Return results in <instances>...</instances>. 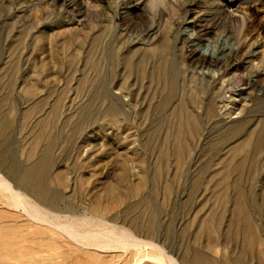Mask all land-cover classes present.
<instances>
[{
  "label": "rangeland",
  "instance_id": "1",
  "mask_svg": "<svg viewBox=\"0 0 264 264\" xmlns=\"http://www.w3.org/2000/svg\"><path fill=\"white\" fill-rule=\"evenodd\" d=\"M136 1L141 2V0H0V54H2L0 55V58H2L0 59V102L3 106L1 107L0 104V115L8 113L9 108L12 111L14 110L11 111L12 116L8 113L12 119L8 134L6 159L4 164H0V175L4 180L3 182H8L7 184L11 186V189L13 188V191L17 189L18 193L21 192L20 197L26 206L27 204H34L38 209L41 207L39 210L42 217H47L46 220L41 221L30 216L26 211L28 209L25 210L24 203L15 204L11 200V194L16 193V191L10 193L12 190L9 191L7 188L5 189L4 185L1 186L0 184V264H168L167 260L160 263L153 257L161 254L162 257L165 256L164 258L172 256L173 260L178 261L176 264H181L179 258L183 247L186 243L192 241L189 234L194 229V222L203 216L204 218L207 217L209 212L205 205L203 209L201 205L205 203L207 197L212 196L207 183H205L211 172L205 181L199 183L194 189L193 199L195 201H193L198 206L194 209L193 207L184 209L183 206L187 201L186 199H188L187 197H189L191 181L198 172V166L202 164L204 157H206L205 153L208 146L216 139L219 131L227 129L229 123L234 120L248 119L251 126L264 120L262 119L264 118V0H164L158 3L159 9L163 12L162 15H159L156 11L154 13L148 3L143 9L140 7V2L136 3ZM10 24L12 29L9 27ZM195 24L198 25L199 29L206 28L209 32L204 33L203 31L201 32L202 35L197 34ZM162 34L165 39L166 35L168 36L172 58L175 57L176 59L174 62L178 66L181 63L179 67L181 70L185 67L188 75L194 69L192 68L194 65L192 54L195 52L196 56L201 55L202 51L199 50L202 49L199 48L217 43V48L220 47L217 49V51L219 50L217 53L221 54L222 58L230 56L233 58L234 65H236V68L232 69L228 68L229 66H224L221 69L223 78L221 77L222 79H219V81L232 77L234 72L237 75V82L239 80V83H245L249 79H254L256 85L250 89V94L240 103L241 110L245 106L243 113L240 112V116L236 117L234 113L225 115L222 122L207 125L200 136L190 139L193 149L189 157V160H192L189 163V168H186L188 171L186 169L183 171L176 169L174 166L176 161L173 160V157H170L168 169L163 172L159 171L160 177L162 174L160 178L156 174L158 170H154L159 169L157 168L158 164H156L158 163L156 162V160L158 161V153L155 147L161 143L162 138L164 139L166 135H169L168 138L166 137L167 140L172 141L170 131L165 125L160 126L161 129L159 128L158 133L160 132L159 136L161 135V138L156 136L157 139L155 137L153 141L154 146L147 149L143 141L146 139V128L150 127L153 122L152 118L146 123L141 119V111L147 106L142 100L143 89L138 82H135V74H129L130 77L127 76L128 78L124 77L120 65L111 62L110 57L115 51L125 53L129 49L135 51L137 49L135 47L139 48L135 51H138L137 53H141L144 48L147 52L151 46V49L156 48ZM93 37L94 40L98 39L100 55L103 53L100 56L99 70L95 69L92 60L96 53H91V59L88 57L90 52L93 51V47L96 46V41L91 40ZM99 41L101 44H99ZM110 42L111 44L108 47ZM119 43H121V47ZM127 43H131L130 46L128 44L124 47V44ZM145 43L147 44L145 45ZM152 43L157 45L153 47ZM118 45L119 47H117ZM8 47L12 49L10 50L14 55L9 52ZM108 48L110 49L108 50ZM116 48L122 49L118 51ZM106 49L108 52H106ZM191 49L195 51L193 52ZM189 51L191 52L189 53ZM107 53L108 55L105 56ZM100 64L103 65L100 66ZM8 68L14 70L16 68L15 71L12 70L15 73H12L14 84L11 83V89H7L4 85L8 79L5 74ZM187 68L191 71H188ZM3 73L5 78L2 77ZM96 73L101 75L99 77L104 84L107 83L108 86H104H106L108 93L114 97L113 100L116 103L118 101V107H122L124 104L122 108L119 107L121 111L119 113L124 115V118L119 113H117V116L116 114L114 116L110 115L112 120H108L109 115L103 116L104 113L107 114L105 107L108 105L109 98L104 99L102 97L104 99L102 102L100 97L96 99L93 97L95 85L90 82L94 84V80L96 81L98 78ZM111 73L112 75H110ZM2 78L5 80L3 81ZM83 78L87 79L88 84H84L85 81L79 83ZM112 81L113 84H111ZM122 81L125 82V85ZM121 82L123 86L121 84L119 87ZM126 86L129 88L127 89ZM5 90L7 94L8 92L9 94L12 93L11 97L8 96L9 94H4L6 93ZM114 90H116V93ZM244 94H240L238 98H242ZM5 96L10 98L9 101ZM39 98L42 99L39 100ZM123 98H130V100L128 99L129 102L128 100L126 102ZM57 99L58 101L62 100L58 103L60 106L57 109V117L54 123L48 120L47 122L45 121L46 117L52 113V106H54ZM11 100L14 101L15 106ZM38 100L39 102H37ZM10 101L14 109L9 105ZM46 102H48L47 105H45ZM104 102L105 104H103ZM98 103L103 107H100ZM87 104H92L96 113L91 120L88 119L84 123L79 115L88 106ZM173 105L174 103L171 104L172 107ZM171 106L159 113L160 120L164 119L167 113L169 114ZM82 107L83 109H80ZM78 109L80 110L78 111ZM96 114H100L99 117H95ZM141 123L143 124L141 125ZM143 126L144 128H142ZM75 128L80 130L77 132ZM42 129L48 131L47 133L53 139V147L55 146L52 148L53 162L52 168H50L51 172L49 171L50 175L48 174L49 179H51H48V181L50 183L52 181V189L58 194V203L54 208L43 202H39L41 204L37 203L38 200L36 201L30 193L19 187L17 183L21 170L28 162L32 161L30 159H34V156L27 159L26 153L28 154V151L33 147V139L38 136ZM207 132L208 134H206ZM57 136H61V138ZM213 137L214 139H212ZM240 138L242 139L241 136ZM44 139L46 140L43 136L41 144L45 143ZM239 139L237 141H241ZM75 143L77 146L74 145ZM262 159L264 160V153ZM9 163L16 164L17 171L15 174L8 171ZM261 163L262 170L260 169L259 173L262 172L257 185L264 188V161L261 160ZM73 166L76 167L73 168ZM163 174L166 175V178H163ZM159 180H162L161 184ZM261 180H263L262 183ZM162 182L171 183H169L171 190L168 194H163L164 185H162ZM108 186L111 189L112 197L106 200L103 199L102 194ZM80 191L83 193L79 194ZM142 198L148 200L152 209L154 208L155 215L157 214L156 221L159 222H156L157 232L154 236H148L129 224V219L132 217H136L140 224L145 223L146 215L143 218V214L146 211L145 205L141 202ZM79 200L80 204L78 203ZM91 201L96 203L98 209L108 207L109 210L107 209L106 212L101 214L100 212L97 214L90 213L86 206ZM69 202L73 203L70 208L67 207ZM164 203L166 206H164ZM82 204L84 206L80 207ZM160 206H163L164 209ZM198 207L202 209L200 213L206 209L200 214L198 212L200 208ZM188 209L190 212L187 211ZM194 211L200 215H197ZM204 213L207 214L204 215ZM89 214H93V216ZM194 216H196L195 219ZM191 219L195 221L190 223ZM187 223H190V230ZM65 224L70 227H68L70 231L73 229L74 235L65 231L67 228ZM113 226L118 228H113V231H111ZM183 227V230H189L188 233L185 231L189 236L183 234ZM120 233L129 234L130 237L128 235V237H125L126 239L120 238L117 241L110 242V240H116ZM181 233L183 237H181ZM138 241L148 245L138 244V246H141L140 248L137 245H132L133 242L137 243ZM150 243H153V245ZM181 245L182 247L179 248ZM151 246L162 248V250L160 249L162 253L159 249L157 251L156 247L152 249ZM261 247L264 246L261 245ZM216 248L218 249L216 250ZM216 248H213L214 250L209 249L211 251L208 250V254L212 257L215 256V258L218 254L220 255L217 258L222 256V253L227 255V251L221 249L220 246ZM219 249L221 253H219ZM146 253H149L150 257L144 256Z\"/></svg>",
  "mask_w": 264,
  "mask_h": 264
},
{
  "label": "bare ground",
  "instance_id": "2",
  "mask_svg": "<svg viewBox=\"0 0 264 264\" xmlns=\"http://www.w3.org/2000/svg\"><path fill=\"white\" fill-rule=\"evenodd\" d=\"M162 1H164V0H141V2L136 1V3L140 2V7L143 9L145 8L146 3H148L150 6V9H152V11L154 10L153 11L154 13L156 11L159 15H162L163 12H162V10L159 9V6H158V3L162 2ZM1 9H3V8H1ZM10 26H11V24L9 25V27ZM2 28H3V26H2ZM11 29H10V31H11ZM203 31H204V33L209 32L206 28L205 29H199L198 25L195 24V32L197 34H201V32H203ZM163 34H165V33L163 32ZM163 34H162L161 40H159L157 43L158 45L152 43L153 47H155L157 45L156 48H152L153 50L151 49L152 46L149 43L151 47L150 48L148 47L149 49L146 47L148 49L147 52H146V49L144 48V49H142L141 53L140 52L137 53L138 51L137 52H135V51L137 49L139 50V48L135 47V48H137V49H135V51L133 49L131 50L128 48L129 50H127L125 53H121L119 50L124 48L125 45L129 44V43H127V44H124V47L122 46V48H116V49H118V51L120 53L115 51L112 54V57H110L111 62H114V63L116 62L118 65H120V67L122 69L121 73L124 74V77L128 78L127 76H129V74L130 75L135 74V76H136L135 82H138L140 87L143 89L142 100H143V102H145L147 104V106L141 111V116H142L141 119H143V122L146 123L150 118H152L151 120L153 122V124L151 123L152 125L150 127L146 128V132H145L146 133V139L143 142L145 143V146L147 147V149L154 146L153 141H154V138L156 136L158 138L161 136V135L159 136L160 132L158 133L160 126L165 125L170 131L172 141L171 142L168 141L167 138L169 137V135H166V133H164V135H166V136L164 137V139L162 138V141L159 139L161 141V143L156 145L157 147H155L157 149V153H158L157 154L158 158L156 156V158L158 159V161L156 160V162H158V163H156V162L155 163L158 164L157 168H159V169H154V170H158V172L156 171V174H158L159 177H160V174H159L160 170L163 172L166 169H168L167 167H168V162H169L170 157H173V160L176 161V165H174L176 167V169L178 168L179 171L185 170L189 166L190 161L192 160L191 158H190L191 160H189L190 153L193 149L192 144L190 143V139H192V138L194 139V138H197L198 136H200L201 132L206 128L207 125H210V124L214 125V123L222 122L225 115H231L234 113V115L237 117L240 114V112L242 114L243 113L242 111H243L245 106L241 110L242 107H239L240 103L243 102L245 100L246 96H248L250 94L249 93V91H251L250 89H252L256 85V82H255L256 80H254V79L253 80L249 79L245 83H239L240 82L239 80L237 82V78H236L237 75L234 72H233L234 74L232 73V75H233L232 77L223 79L222 81L220 80L221 82L219 81V79L223 78V76L221 74V69H223L224 66H229L228 68L232 69V68H236V65H234L233 58H231L230 56L226 57V58H222L220 56L221 54L217 53V52H219V50L217 51V49H219L220 47L217 48L218 45L216 46L217 43L215 41H213L216 43L215 45L212 43V44H208L207 46L205 45L206 47H204V48H199V49H202V50H199V51H202L201 55L198 54L196 56V53L194 52L195 50L193 51L191 49L195 53V54L191 53L193 56L192 60H194V65L192 68H194V69L191 71L187 68L188 71H191L190 75H188L185 67L183 68L181 66L183 68L182 70L179 67L181 65V63L178 66L174 62V60H176V59H175V57H174V59L172 58L173 55L171 54V51H170V45L168 42L169 40L167 39L168 36L166 35V39H165L164 38L165 36L163 37ZM10 37H11V34H10ZM94 37H96V36H94ZM94 37H93V39H91L92 41L94 40ZM18 38H20V37H18ZM94 41H96V44H95L96 46L93 47V51L90 52L88 57L91 59V57H92L91 53H93V52L96 53V55H94V59H92V60H93L94 65L96 67L95 69L99 70V63H100L99 61L101 59L100 56L103 53L100 55V49H99L100 45L98 46V39L94 40ZM185 42H187V41H185ZM99 44H101V42ZM103 44H104V42H103ZM109 44H111V42L108 43V47H109ZM120 44L121 43H119V45ZM130 44H129V46H130ZM146 44L147 43H145V45ZM119 45L117 47H119ZM2 47L4 48V46H2ZM120 47H121V45H120ZM190 47H192V46H190ZM11 48H9V50ZM14 48L17 49L16 47H14ZM141 48H143V47H141ZM109 49L110 48H108V50ZM11 50L9 51L10 53H11ZM103 50H101V51L103 52ZM108 50L106 52H108ZM123 50H125V49H123ZM143 50H145V51L143 52ZM149 50H150V52H149ZM190 52L191 51H189V53ZM111 53H112V51H111ZM11 54H13V53H11ZM0 55H2V54H0ZM107 55H108V53L105 56H107ZM11 57H12V55H11ZM223 57H225V56H223ZM103 58H102V60H103ZM188 58H190V57H188ZM0 59H2V58H0ZM104 61H105V58H104ZM13 62L15 63V61H13ZM13 64H12V66H13ZM105 64H107V63H105ZM101 65H103V64H100V66ZM110 65H112V64H110ZM16 68H15V70H16ZM106 68H108V67H106ZM118 68H119V66H118ZM109 69H112V68L109 67ZM12 70H14V69L8 68L7 72H5L8 79H7V82L4 83V85L7 89H11L10 87L14 84L12 82V78H13L12 73L14 74L15 70L13 72H12ZM94 71H96V70H94ZM102 72H103V70H102ZM97 73H96V75H98V78L96 79L97 76L94 77L96 79V81L94 80V84H93V82H90L92 85H95V94L93 93L94 94L93 97H95V99L99 98V97H100V99H102V97L104 99L106 97L109 98V102L106 100L108 102L107 107H105L106 110L104 108V110L107 114L104 113L103 116H105V115H109V116L113 115L114 116L115 114L117 116V113H119V111H120L119 107H121V106L118 107V104H117L118 103L117 99L119 100V98L116 99V101H117V103H116L113 100L114 97H112L108 93V90L106 88V86H108V85H106L107 83L104 84L101 81V78L99 77L101 75H99ZM112 73H113V71H112ZM112 73L110 75H112ZM94 74H95V72H94ZM110 75H108V76H110ZM2 77L5 78L4 73H3ZM3 78H2V80H3ZM16 78H17V76H16ZM112 79L114 80V78H112ZM123 79L127 80L125 78H123ZM106 80H105V82H106ZM80 81H81V79H80ZM89 81H90V79H89ZM92 81H93V79H92ZM14 82L16 83V80ZM82 82H84V84L85 83L88 84L87 79L85 80L83 78L82 81L79 83H82ZM122 82L119 84V87L121 84L123 86V83L125 85V82H123V83ZM11 83H12V85H11ZM22 83H23V80H22ZM113 83L114 82L112 81L111 84H113ZM91 84H90V87H91ZM127 84H129V83H127ZM104 85H106V86H104ZM129 85H127V86H129ZM133 85H134V82H133ZM127 86H126V88H127ZM80 87H81V85H80ZM141 88H140V90H141ZM122 89L123 88H121V90ZM246 90H247V92H246ZM114 91L116 93V90H114ZM122 91L124 92V90H122ZM4 92H6V90ZM242 93H245L244 96L242 98L241 97L238 98V96ZM4 94L6 95L7 92ZM8 94H9V92H8ZM10 95H12V93L9 94L8 96L11 97ZM62 95H63V93H62ZM48 96H49V93H48ZM118 96H120V95H118ZM139 96H140V94H139ZM124 97H126V96H124ZM7 98L8 97H6V99ZM42 98H43V96H42ZM1 99H3V97H1ZM6 99H4V100H6ZM9 99L10 98H8V101H9ZM41 99L39 98V100H41ZM104 99H102L101 101L103 102ZM123 99H125V98H123ZM128 99L130 100V98H128ZM128 99H125V101L127 102ZM39 100L37 102H39ZM54 100L52 101V103L54 102ZM129 100H128V102H129ZM246 100H248V99H246ZM11 101H10L9 105H11L12 102L14 105V101H12V102ZM46 101H49V100H46ZM60 101L62 102V100H60ZM60 101H58V99H57L54 106H52L50 104V106L53 107V110H51L52 113H50L52 115L49 114L50 117L49 116H48L49 118L46 117L45 121L48 120L49 122L54 123V120L57 117L56 116L57 109L60 106V105H58V103ZM6 102H7V100H6ZM43 102H45V101H43ZM4 103H3V105H4ZM47 103L48 102H46L45 105H47ZM94 103H93V105H94ZM172 103H174L173 107L171 106ZM245 103H247V102H245ZM0 104H1V107H3L1 102H0ZM95 104H97V103H95ZM98 104L100 105V103H98ZM103 104H105V102ZM13 105H11L12 109H14ZM127 105H129V104H127ZM143 105H144V103H143ZM4 106L7 107V105H4ZM36 106H35V108H37ZM123 106H124V104H123ZM170 106H171V110L169 111V114L167 113L168 115L166 114V117L164 119L162 118V120H160L161 117H159V113H162L163 111L167 110ZM33 107H34V104H33ZM33 107H32V109H33ZM40 107H43V106H40ZM48 107H49V105H48ZM100 107H103V105L102 106L100 105ZM140 107H142V106H140ZM75 108H77V107L75 106ZM246 108H248V107H246ZM9 109H10L9 110L10 112L8 110L7 111L12 116V112L14 110L12 111L11 108H9ZM80 109H83V107ZM80 109H78V111ZM104 110H103V112H104ZM76 111H75V113H76ZM0 112H1V110H0ZM8 113L0 115V164L5 163L6 154H7L8 134H9L10 124H11V119H12V118H10ZM95 113L96 112H94L92 104H89L87 107L84 108V110L81 111L79 117H81V119L84 120V123H85L88 119L91 120V118L94 116ZM139 113H140V111H139ZM249 113H250V111H249ZM26 114H27V112H26ZM101 114H103V113H101ZM27 115H29V114H27ZM45 115H47V114H45ZM98 115H100V114H98ZM98 115L96 114L95 117H97ZM120 115H122V114H120ZM234 115H232V116H234ZM248 115H250V114H248ZM77 116H78V114H77ZM103 116H102V118H103ZM122 116H123V118L125 117L124 115H122ZM122 116H120V117L122 118ZM25 117H28V116H25ZM41 118H39V119L42 120ZM106 118H104V119H106ZM44 119L45 118L43 117V120ZM104 119H102V120H104ZM262 119H264V118H262ZM108 120H112L111 116ZM227 120H226V122H227ZM63 121L65 122V120H63ZM67 121H66V123H67ZM252 121H253V119H252ZM257 121H258V119H257ZM113 122H115V121H113ZM224 122H225V120H224ZM115 123H117V122H115ZM115 123H112V124H115ZM149 123H150V121H149ZM142 124L143 123H141V125ZM229 124L230 125L228 126L227 129L219 131V134L216 137V139L213 142L211 141L212 143L208 146V150L206 149L207 150L206 151L207 154L205 153L206 157H204L205 159L203 158L204 160H203L202 164L201 165L199 164L200 166H198V172H197L196 176L193 177L194 179L192 178L193 181H191V190H190L189 197H187L188 198V199H186L187 201L183 204L184 209L192 208V207L194 209V207L198 206L196 203H194L195 200L193 199V197L195 195L194 189L199 185V183L204 182L206 177L208 176V174L211 172V175H209L210 179L208 176V180L206 179L205 183H207L208 190L210 192V195H212V196H210L208 194L210 196V198L207 197L208 198V199H206L207 201L205 200V203L203 205L200 204L202 206V207L200 206L202 209H203L204 205L207 207V209L209 211L208 216L205 218L203 216V217L199 218L198 221L196 220V222H194V226H193L194 229H192L193 231L189 234L191 236L192 241L190 243H186L183 247L182 254L179 258L180 259L179 261L181 262V264H264V247H261V245L264 246V188L257 185L260 173L262 172L261 171L259 173L260 169L262 170L261 160L264 161L262 159V155L264 153V120L258 121L257 123H255L252 126L250 125V122L248 121V119H244V118H241L239 120H234V121L230 122ZM81 127H82V125H81ZM76 128H77V126H76ZM79 128H80V125H79ZM79 128H78V130H80ZM142 128H144V126ZM81 129H83V128H81ZM217 129H218V127H217ZM78 130H77V132H78ZM165 131H166V129H165ZM47 132H46V130L42 129V130H40V133L38 134V136L33 139V142H32L33 147L28 151V154L26 153V158L28 157L27 159H30V158H32V156H34V159H30L32 161L28 162V164L26 166H24V168L21 170L20 174L18 175L17 183H18L19 187L25 189L28 193H30L36 201L38 200L37 203L43 202L44 204L46 203V204L50 205L51 207L53 206V208H54V206L58 203V194L52 189V184H51L52 181H51V183L48 181V179H49L48 174H49V171L51 172L50 168H52L51 165L53 162V158H52V151L53 150H52V148H54L55 146L53 147V139H51V137L49 136V133H47ZM209 132H211V131H209ZM212 132H213V129H212ZM61 134H63V133H61ZM206 134H208V132ZM214 134H216V133H214ZM43 136H44V138H46L47 141L44 139L45 143L41 144V142L43 140ZM211 136H213V135H211ZM211 136H209V137H211ZM240 136L242 137V139L240 138L241 141H237ZM57 137L61 138V136H57ZM72 137H73V135H72ZM157 137H156V139H157ZM212 139H214V137ZM55 140H56V137H55ZM58 140H59V138H58ZM159 140H158V142H159ZM141 142H142V140H141ZM74 145H76V143ZM140 146H142V145H140ZM206 147H204V148H206ZM141 148H143V146ZM156 149H154V150H156ZM224 149H226L225 150L226 152L224 151ZM152 153H153V151H152ZM12 159H13V156H12ZM175 161H174V163H175ZM200 161H202V160H200ZM74 165H76V164H74ZM124 165H123V167H124ZM75 167L73 166V168H75ZM195 167H197V166H195ZM77 168H78V166H77ZM193 169H194V167H193ZM263 170H264V168H263ZM8 171L11 174H15L17 171L16 164L15 163H9ZM186 171H188V170L186 169ZM165 176L166 175H164L163 178H166ZM13 177H15V176H13ZM61 177H63V176H61ZM161 177H162V174H161ZM49 180H51V179H49ZM3 181L4 180L2 179V176H1L0 177L1 186L4 185L5 189L7 188L9 191L12 190V191H10V193L16 191V193L11 194V200H13V202L15 204H17V203H20V204L24 203L25 204V202H23V200L20 197L21 192L19 191V193H18L17 189L16 190L14 189L15 191H13V188L11 189L10 188L11 186L9 184H7L8 182L6 183ZM161 181L159 182L160 184H161ZM262 181L263 180H261V183H262ZM62 182H64V181H62ZM165 182H167V181L165 180ZM164 183L162 182V185H164L163 186L164 190L162 189L164 193L163 192L162 193L168 194L171 190V186H170L171 183L170 182H169L170 184L169 183L164 184ZM262 186H263V184H262ZM82 190L83 189H81V191ZM81 191L79 192V194L81 193ZM83 192H84V190H83ZM13 194H14V196H12ZM102 195L104 197L103 199H106V200L111 199L112 192H111V189L109 188V186L105 188ZM25 198H27V197L25 196ZM78 198H80V197L78 196ZM92 201H94V200L92 199ZM92 201H91V203H89L86 206L90 213H93V214L96 213L97 214L100 212V214H101L102 212L103 213L106 212L107 209L109 210L108 207H103L101 210L98 209L96 206V203L92 202ZM75 202H74V205H75ZM141 202H142V204L145 205V211H146L145 213L146 214L145 213L143 214V218H144V215H146L145 223L140 224L138 222L139 220L137 221L136 217H132L129 219V221H130L129 224L131 226H133L135 229H137L138 231L144 232L148 236H150V235L154 236V234L157 232L156 231V228H157L156 222H159V221H156L157 214L155 215L154 208L152 209L150 203L148 202V200L146 198H142ZM163 202H165V201H163ZM78 203L79 204L81 203L80 200ZM182 203H183V201H182ZM39 204H41V203H39ZM106 204H107V201H106ZM108 204H109V207H111L110 203H108ZM161 204H163V203H161ZM198 204H199V201H198ZM181 205H180V207H181ZM25 206H26V204H25ZM28 206H29V208H28ZM72 206H73V203L69 202L67 207L70 208ZM83 206L84 205L82 204V206H80V207H83ZM164 206H166L165 203H164ZM23 207H24V205H23ZM37 207H39V206H37ZM51 207H48V208L52 209ZM161 207H163V206H160V208ZM200 207H198V208H200ZM40 208L41 207H39V209ZM201 208L198 209L199 213H200V210H202ZM26 209H28V210H26ZM39 209L36 208V206L34 204L33 205L27 204V206L25 208V210L28 212V214L30 216L37 218L41 221L46 220L45 218H47V217H45V218L42 217V214H41ZM163 209H164V207H163ZM52 210H54V209H52ZM83 210H84V208H83ZM187 211L190 212L189 209ZM198 212L197 213L195 212V213L198 215L199 214ZM195 213H193V214H195ZM93 214L92 215L89 214V215L93 216ZM206 214L204 213V215H206ZM195 218H196V216H194V219ZM170 221H171V219H170ZM193 221H195V220H192L190 223H192ZM190 223H187L188 228H189ZM57 225H59V224H57ZM65 225L67 226V224H65ZM65 225H63V226H65ZM170 225H171V223H170ZM158 226H160V225H158ZM190 226H192V225H190ZM65 227H62V228H65ZM68 227L69 226H67L65 231L74 235V231H72L73 229H71V231H70V229H69L70 227L69 228ZM111 228H112L111 231H113L114 226ZM117 228L118 227H116L114 229H117ZM190 228H189V230H190ZM183 229H184V227L182 228V230ZM163 230H161V231H163ZM189 230H183L184 232L183 231L182 232H183V234L185 233V231H187V233H188ZM119 232H121V231H119ZM158 233H159V231H158ZM187 233H185V234H187ZM164 234H165V231H164ZM183 234L182 233L180 234V235H182L181 237H183ZM128 235L126 233H120V236H118V238L116 240H110V242L117 241L120 238L124 239L125 237H128ZM189 235L187 234V236H189ZM129 237H130V235H129ZM148 238H150V237H148ZM181 240H182V238H181ZM187 240H189V239H187ZM138 242L137 243L133 242L132 245L133 246L137 245V247L140 248L141 246H138V244H143L142 246L147 244L144 242L143 243L142 242L138 243ZM150 244H149V247H150ZM181 244H182V242H181ZM151 245H153V243ZM217 246H220L221 249L226 250L227 255L225 253H222L223 254L222 256L217 258L218 255H220V254H218L217 257L215 258L214 255H213L214 257H212L210 254H208L209 249H211V250L213 248L215 249ZM155 247L156 246H154V248ZM181 247H182V245L179 248H181ZM151 248L154 249L152 246H151ZM156 248H157V251H158V249L162 250V248H159V247H156ZM217 249L218 248H216V250ZM161 250H160V252H161ZM211 250H209V251H211ZM219 253H221L220 249H219ZM161 255H155L153 257L160 263H162L163 260L164 261L167 260L168 264H176L178 262V261L176 262V260H173L172 256L171 257L167 256L166 258H164L165 256L162 257ZM144 256L150 257L149 253L148 254L146 253V255H144Z\"/></svg>",
  "mask_w": 264,
  "mask_h": 264
}]
</instances>
